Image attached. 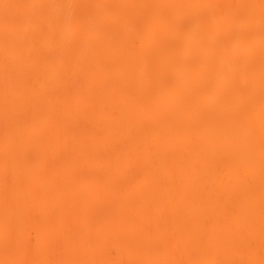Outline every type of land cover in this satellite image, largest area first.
<instances>
[{"label": "snow or ice", "instance_id": "1", "mask_svg": "<svg viewBox=\"0 0 264 264\" xmlns=\"http://www.w3.org/2000/svg\"><path fill=\"white\" fill-rule=\"evenodd\" d=\"M0 264H264V0H0Z\"/></svg>", "mask_w": 264, "mask_h": 264}, {"label": "bare ground", "instance_id": "2", "mask_svg": "<svg viewBox=\"0 0 264 264\" xmlns=\"http://www.w3.org/2000/svg\"><path fill=\"white\" fill-rule=\"evenodd\" d=\"M136 2H144V0H136ZM41 219L43 222V216L41 217ZM33 235L35 236V233H33ZM104 247H115L119 249L121 247V242L114 236L102 237L100 241V248L98 249V251H102Z\"/></svg>", "mask_w": 264, "mask_h": 264}]
</instances>
